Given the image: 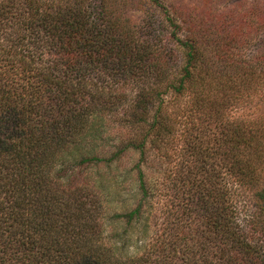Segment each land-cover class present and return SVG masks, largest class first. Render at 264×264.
I'll return each mask as SVG.
<instances>
[{
  "label": "trees",
  "instance_id": "1",
  "mask_svg": "<svg viewBox=\"0 0 264 264\" xmlns=\"http://www.w3.org/2000/svg\"><path fill=\"white\" fill-rule=\"evenodd\" d=\"M134 1L0 0V264H264V117L232 116L254 101L235 97L233 54L219 61L235 16L150 0L166 41L133 21ZM178 123L191 161L157 228L141 166ZM115 124L129 135L109 146ZM130 154L133 207L119 180Z\"/></svg>",
  "mask_w": 264,
  "mask_h": 264
},
{
  "label": "rangeland",
  "instance_id": "2",
  "mask_svg": "<svg viewBox=\"0 0 264 264\" xmlns=\"http://www.w3.org/2000/svg\"><path fill=\"white\" fill-rule=\"evenodd\" d=\"M135 9L138 11L134 13V22L137 24L150 23V31L153 34H158L161 32L164 35L166 41L169 39V28H165L162 25L163 14L160 8L153 5L150 0H135ZM168 3L175 4L176 9L173 8V12L176 10L187 9L189 13L188 17L192 18V12H196L199 15L208 16L215 14L217 17L221 16L225 21L227 20V15L233 14L234 22L228 31V35L233 37L234 49L228 53L226 43H224L223 38L227 36L226 34H221L218 40V50L219 61L222 59V70L227 69L224 65V60H226L227 54H233L235 61H239L242 67L241 73L238 76L236 85L237 90L240 89L235 97L241 99V101L248 100L246 103L254 101L252 104H246L245 107H241L239 110L233 111L232 116L234 117H244L257 119V117H264V78L259 80V83L255 84V81H251V65H253V60L256 58L257 62L264 63V0H168ZM213 12V13H210ZM231 12V13H229ZM253 12V13H252ZM214 15V16H215ZM190 21V19H189ZM187 21V22H189ZM188 35L190 37H195L199 34L197 27H195L192 22L188 23ZM148 29V27L146 28ZM145 34H148L143 30ZM225 35V36H224ZM209 44L217 43L213 39L217 38L215 35H211ZM200 39V38H199ZM172 44V43H168ZM176 48V47H175ZM213 48L210 46L208 52L213 53ZM181 51H179L180 53ZM207 53V54H209ZM224 68V69H223ZM225 72V71H224ZM242 84V85H240ZM253 89V94L251 96L249 88ZM247 89V90H245ZM215 97H220V94ZM184 104V99L176 104L174 110L180 115L182 107ZM117 117H111L110 123L114 121ZM178 122H180V119ZM109 131L110 140L112 144L121 143L123 140L128 138L129 132L127 129H119L117 124H115ZM182 126L176 124L173 135L169 137L167 144H163L161 149L155 150L151 149L147 152L145 157V162L142 164V170L145 175V180L148 188L150 189V195L152 197L151 207L146 213V217L157 224V228L161 226V223L165 221L166 216L169 217L174 210L175 205L182 200L184 185L186 181L184 180L185 166L191 161L190 158L182 151L183 139L181 136ZM138 154H130L124 157L120 171L122 177L119 178L120 181L126 179V183L123 185V199L130 207H133L132 196L136 192L135 171L129 173L130 170L138 162ZM127 172V174L123 173ZM127 175V176H126ZM126 176V177H125ZM183 187H182V186ZM244 196L241 198L242 201H246L249 198L247 192H243ZM248 197V198H247ZM123 206V200L120 204ZM249 203H246L245 209L248 211ZM162 230V229H159Z\"/></svg>",
  "mask_w": 264,
  "mask_h": 264
}]
</instances>
